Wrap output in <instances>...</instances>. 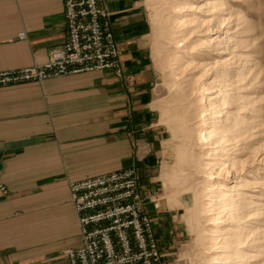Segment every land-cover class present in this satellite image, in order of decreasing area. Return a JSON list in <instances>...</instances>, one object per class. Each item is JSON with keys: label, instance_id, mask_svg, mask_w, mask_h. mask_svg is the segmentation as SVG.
I'll list each match as a JSON object with an SVG mask.
<instances>
[{"label": "crops", "instance_id": "0c3cea01", "mask_svg": "<svg viewBox=\"0 0 264 264\" xmlns=\"http://www.w3.org/2000/svg\"><path fill=\"white\" fill-rule=\"evenodd\" d=\"M101 3L120 75L101 69L0 85V264H70L66 251L81 235L69 182L130 166L159 250L170 259L180 244L154 173L164 130L152 106L147 8L144 0ZM62 13V0H0V71L45 62L65 41Z\"/></svg>", "mask_w": 264, "mask_h": 264}, {"label": "rangeland", "instance_id": "374dc122", "mask_svg": "<svg viewBox=\"0 0 264 264\" xmlns=\"http://www.w3.org/2000/svg\"><path fill=\"white\" fill-rule=\"evenodd\" d=\"M175 1L144 0L151 22V54L157 75L152 106L164 130L161 157L154 173L158 174V193L173 208L179 224L180 244L176 253L168 259L160 251L164 264H211L212 240L206 237L211 219L203 208V201H207L203 194L207 177L201 167V161L207 160L210 151L197 139L198 129L205 124L202 114L207 99L203 88L209 82L210 96L220 98L225 92L227 116L235 114L237 118L232 122L244 118L242 125L248 129L243 137L247 141L246 147L239 142L233 146L234 141L228 146L226 158L229 159H225L224 166H228L229 172L225 176L221 172L219 182L239 184L249 208L257 205L258 210L252 211L251 215L258 223L255 233L256 242L260 243L259 248L254 249L258 251L255 263L264 264V0H223L218 7L223 25H215L212 31L201 33V40L212 43L211 55L193 61H186L188 49L172 42L175 27L170 23V17L179 12L172 6ZM194 2L205 6V12L200 10L196 14L205 15L208 20L210 10L207 9L211 2L218 0ZM178 57L185 60L177 64L175 59ZM202 66L204 69L210 67L206 75L198 71ZM229 73L232 74L230 82L227 85V82L221 83ZM254 107H257L255 111ZM235 154H239L238 163L230 165ZM138 178L140 180L139 175ZM149 216L153 223V217ZM255 252L249 251L248 255Z\"/></svg>", "mask_w": 264, "mask_h": 264}, {"label": "built area", "instance_id": "2783aa9c", "mask_svg": "<svg viewBox=\"0 0 264 264\" xmlns=\"http://www.w3.org/2000/svg\"><path fill=\"white\" fill-rule=\"evenodd\" d=\"M62 2L65 41L43 63L0 71V85L101 69L121 74L101 0ZM68 189L81 235V245L66 251L70 264H164L134 166L70 181Z\"/></svg>", "mask_w": 264, "mask_h": 264}, {"label": "bare ground", "instance_id": "6f19581e", "mask_svg": "<svg viewBox=\"0 0 264 264\" xmlns=\"http://www.w3.org/2000/svg\"><path fill=\"white\" fill-rule=\"evenodd\" d=\"M194 1H175L172 6L178 9L179 12L171 14L170 17V23L174 24L173 26L175 27L172 34V42L176 46L181 45L182 48L189 50L186 61L189 59V61H193L202 56L209 57L212 43L207 40H201L200 38L203 37L201 33H205V30L212 31L215 25L218 27L223 25L221 10L218 8L219 5H222L223 0L211 2L207 9L210 10L209 14H207L210 15L208 20H206L205 15L201 17L196 14L197 11L204 10L205 6ZM182 60L185 59L178 57L175 59V63L180 64ZM209 68L204 69V66H202L198 71L202 72V75L203 73L206 75ZM231 78V73L226 74L221 83L227 82V85ZM203 89L206 91L204 93L207 99L203 108L204 113L202 114L205 124L198 129L197 139L210 151L207 153V160L201 161V167L207 177V188L203 193L207 201H203V208L208 212L211 219V225L206 230V237L212 240V254H210L209 262L211 264H256L255 257L258 251L255 252V250L260 246V243L257 244L256 242L258 237L255 233L258 223L255 222L256 220L251 215L252 211L258 210V207L256 205L255 208H249L248 205L250 204L246 202L244 190L241 191V188H238L239 184L234 186L219 182L220 173L222 172L223 176H225L229 172L228 166H224L225 161L229 159L226 158L229 154L227 149L230 147L228 146L234 141L233 146H236L237 142H239L241 146L246 147L247 141L244 138L248 129L242 125L244 118L241 120L239 118V120L232 122L233 119L237 118L235 114L227 116L228 112L225 107L228 100L224 97L225 92H222L220 98H217V96L211 97L209 92L211 89L210 82ZM219 107H222V109H217ZM256 108H252L253 111ZM233 152L236 153L235 151ZM238 155L235 154L230 159V165L238 163ZM221 167L223 168L222 171ZM262 235L264 234L262 233ZM249 251H254L255 253L248 255Z\"/></svg>", "mask_w": 264, "mask_h": 264}]
</instances>
